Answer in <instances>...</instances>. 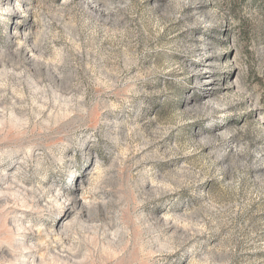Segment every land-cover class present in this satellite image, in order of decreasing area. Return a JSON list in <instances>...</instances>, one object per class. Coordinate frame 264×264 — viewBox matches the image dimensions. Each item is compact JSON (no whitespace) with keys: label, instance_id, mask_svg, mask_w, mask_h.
Wrapping results in <instances>:
<instances>
[{"label":"rangeland","instance_id":"1","mask_svg":"<svg viewBox=\"0 0 264 264\" xmlns=\"http://www.w3.org/2000/svg\"><path fill=\"white\" fill-rule=\"evenodd\" d=\"M0 264H264V0H0Z\"/></svg>","mask_w":264,"mask_h":264},{"label":"clouds","instance_id":"2","mask_svg":"<svg viewBox=\"0 0 264 264\" xmlns=\"http://www.w3.org/2000/svg\"><path fill=\"white\" fill-rule=\"evenodd\" d=\"M5 243L7 244V243H8V241H7V240H5Z\"/></svg>","mask_w":264,"mask_h":264}]
</instances>
